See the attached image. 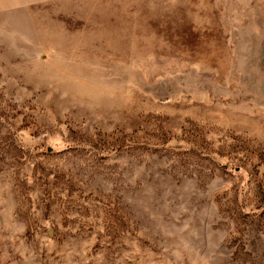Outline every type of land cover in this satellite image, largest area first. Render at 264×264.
I'll return each instance as SVG.
<instances>
[{
	"label": "rangeland",
	"instance_id": "374dc122",
	"mask_svg": "<svg viewBox=\"0 0 264 264\" xmlns=\"http://www.w3.org/2000/svg\"><path fill=\"white\" fill-rule=\"evenodd\" d=\"M0 264H264V0H0Z\"/></svg>",
	"mask_w": 264,
	"mask_h": 264
}]
</instances>
